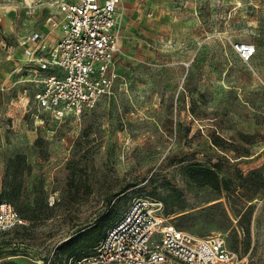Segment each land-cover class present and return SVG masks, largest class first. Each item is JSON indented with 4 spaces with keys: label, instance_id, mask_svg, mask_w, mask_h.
Listing matches in <instances>:
<instances>
[{
    "label": "rangeland",
    "instance_id": "rangeland-1",
    "mask_svg": "<svg viewBox=\"0 0 264 264\" xmlns=\"http://www.w3.org/2000/svg\"><path fill=\"white\" fill-rule=\"evenodd\" d=\"M54 1L0 0V202L25 221L0 235V264H77L70 241L139 197L264 264V0H121L114 94L61 121L38 110L46 73L28 60L34 34L58 37Z\"/></svg>",
    "mask_w": 264,
    "mask_h": 264
},
{
    "label": "built area",
    "instance_id": "built-area-1",
    "mask_svg": "<svg viewBox=\"0 0 264 264\" xmlns=\"http://www.w3.org/2000/svg\"><path fill=\"white\" fill-rule=\"evenodd\" d=\"M121 0H55L57 39L36 33L37 48L28 60L46 76L35 96L38 110L55 120L94 109L114 94L117 62L122 55ZM243 62L257 53L238 43ZM25 221L8 202H0V235ZM222 234L194 237L173 224L161 201L139 197L109 226L99 246L77 264H244Z\"/></svg>",
    "mask_w": 264,
    "mask_h": 264
},
{
    "label": "trees",
    "instance_id": "trees-1",
    "mask_svg": "<svg viewBox=\"0 0 264 264\" xmlns=\"http://www.w3.org/2000/svg\"><path fill=\"white\" fill-rule=\"evenodd\" d=\"M195 181L201 187L210 186L219 191L222 189L218 174L214 170H211V169L198 170V176L195 179ZM2 202H5V201H2ZM104 235L102 236L101 233H98V230L95 228L87 229L84 233L79 235L76 241L74 240L70 241V243L67 245L66 251L69 252L71 256H78L81 258L82 256L96 249L99 246ZM18 251L19 249L15 250V252H18Z\"/></svg>",
    "mask_w": 264,
    "mask_h": 264
},
{
    "label": "crops",
    "instance_id": "crops-1",
    "mask_svg": "<svg viewBox=\"0 0 264 264\" xmlns=\"http://www.w3.org/2000/svg\"><path fill=\"white\" fill-rule=\"evenodd\" d=\"M119 8H120V5H119ZM120 13H121V29H122V47H123L125 21H124V13L122 12L121 8H120Z\"/></svg>",
    "mask_w": 264,
    "mask_h": 264
}]
</instances>
